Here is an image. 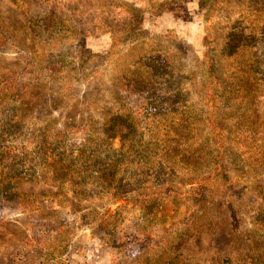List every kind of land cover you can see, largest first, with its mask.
Masks as SVG:
<instances>
[{
  "label": "rangeland",
  "instance_id": "rangeland-1",
  "mask_svg": "<svg viewBox=\"0 0 264 264\" xmlns=\"http://www.w3.org/2000/svg\"><path fill=\"white\" fill-rule=\"evenodd\" d=\"M212 2L0 0V66L18 84L0 99L2 138L20 146L68 122H88L97 145L105 117L136 112L145 91L167 97L171 114V102L188 96L190 115L203 119L199 90L230 99L237 79L235 114L218 123L232 132L236 122V135L226 138L250 152L228 180L202 189L173 178L163 185L129 179L134 185L123 186V195L82 198L44 168L17 179L12 198V191L0 194V264H159L177 255L178 264H248L247 245L264 254V238L252 231L264 206V0ZM228 28L235 32L230 46ZM147 61L163 72L149 77ZM182 126L176 135L186 133ZM114 132L108 143L118 149L123 128ZM64 140L77 147L85 138ZM189 217L200 230L181 237L175 251L179 224Z\"/></svg>",
  "mask_w": 264,
  "mask_h": 264
},
{
  "label": "trees",
  "instance_id": "trees-1",
  "mask_svg": "<svg viewBox=\"0 0 264 264\" xmlns=\"http://www.w3.org/2000/svg\"><path fill=\"white\" fill-rule=\"evenodd\" d=\"M215 4L216 0H213L210 7L213 8ZM227 31L226 38L230 46L233 45L235 32L230 28ZM5 35L3 31L0 32V46ZM146 67L149 77L163 72V67L156 65V62L152 64L147 61ZM216 67L219 70V67L212 63L210 72L214 73ZM9 76L13 75L7 76L0 66V99L6 97L4 93L18 90L17 80ZM126 86L132 87V84ZM240 87L251 92L248 86L240 83ZM140 88L145 89L143 83ZM196 89L198 90V84ZM238 92L237 79L233 87H230V99H224L214 91L200 93L199 90V94L196 91V99L205 109L203 119L190 115V103L195 104L188 96H178L171 102L175 111L171 114L170 109L173 108L168 104L170 102L167 97L148 91L139 92L136 98L140 107L136 112L115 111L105 117L103 128L96 133L97 136L104 137V142H98L97 145L94 140H90L95 134L90 133L93 126L88 122H68L54 135L43 133L36 141L22 143L20 146L16 144V140L9 141L7 136L2 138L1 133L8 132L2 130L0 194L9 197V192L12 191V198L15 194L13 181L31 178L43 168L59 177L57 180L62 181V185L67 182L68 191L73 196L82 198L96 196L101 192L123 195L124 192H120L123 186L134 185L132 181L147 185L153 178L161 185L167 184L170 178L183 183L190 181L197 184L198 189H202L208 181L228 180L233 171L244 166L243 162L250 153L242 150L245 146L240 147V144L226 138L230 134L236 135V122L232 125V132L227 130L228 133L226 129H221L218 123L220 119L225 121L224 115L228 117L235 114ZM180 124L187 129L183 128L186 133L176 135L174 129ZM117 127L123 128V132L119 134L121 144L118 149H111L108 141L116 136L114 131ZM204 130L206 133L203 135ZM80 134L85 140L77 147L74 143L64 140L68 135L74 137ZM209 142L214 144L215 150L210 151ZM259 162L264 163L263 150ZM11 166H14V169L8 171ZM130 170L133 172L131 176ZM129 179L132 180L131 183H128ZM262 181L263 178L258 183L261 184ZM200 194V197L204 196V192L201 191ZM59 196L62 197L61 194ZM199 200L201 199L198 198ZM182 221L179 224L181 228L174 246L175 251L180 248L181 237H190L192 232L198 233L200 230H193L191 225L195 223L192 217ZM252 224L253 233L264 238V206L259 209ZM175 258L170 257L159 264H178L179 255ZM243 258L248 264H264V254L253 245H247Z\"/></svg>",
  "mask_w": 264,
  "mask_h": 264
}]
</instances>
